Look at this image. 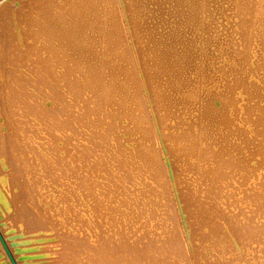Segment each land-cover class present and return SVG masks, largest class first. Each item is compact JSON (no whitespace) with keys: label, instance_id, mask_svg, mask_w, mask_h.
I'll use <instances>...</instances> for the list:
<instances>
[{"label":"rangeland","instance_id":"1","mask_svg":"<svg viewBox=\"0 0 264 264\" xmlns=\"http://www.w3.org/2000/svg\"><path fill=\"white\" fill-rule=\"evenodd\" d=\"M205 1L203 20L188 33L194 36L197 29L199 34L202 30L208 42V73L213 78L210 91L220 99V108L213 114L224 116L223 123L212 121L205 129L210 134L207 146L224 151L220 156L225 161L231 154L235 156L230 152L234 147L246 146L243 139L253 144L244 148L240 161L234 159L229 165L212 164L213 158L200 161L183 153L169 155L165 160L168 173L159 180L153 169L156 166H150L136 151L152 144L154 130L147 110L157 123L156 133L167 142V135L180 123L204 111L207 90L197 91L200 97L191 107L178 104L179 84L160 58L164 43L158 39L167 21L155 11L153 0L95 1L89 14L74 0H56L50 6L0 0V133L10 137L9 154L19 156L18 163L27 171L21 180L39 201L42 220L53 221L48 231L34 237L9 222L14 206L5 175L10 167L2 166L1 160L0 233L16 264L50 263L60 248L54 230L62 231V225L52 220L60 188L52 175L46 176L36 155L48 143L59 151V168L66 173V187L73 193L70 203L77 204L79 219H94V225H100L102 235L110 238L117 250L137 246L139 256L146 255L137 261L128 258L126 264H151V258L160 254L165 264H264V124L260 125L263 118L257 117L261 114L258 99L249 93L251 84L264 87V21L254 24L255 36L244 48L241 77L225 76L231 60L221 54L217 44L233 55L242 49L237 34L238 1ZM45 6L48 15L39 20ZM68 6L77 10L74 17L91 16L83 21L88 24L84 28L87 36L75 40L81 47L91 36L89 52L97 54L95 59L72 54V50L65 57L57 52V44L62 43L54 34L55 40L44 48L48 35L42 30L55 29L60 35L63 27L80 23L81 19L71 15L62 17ZM165 9L170 17L177 14L174 8ZM258 17L264 20V10ZM30 31L35 36H28ZM180 51L177 47L176 53ZM130 58L136 60L146 79L144 90L133 78ZM192 61L199 68L205 66L200 55ZM93 69L100 72L98 85L92 83ZM9 73L18 80L9 79ZM9 92L16 99L14 107ZM26 96L29 107L24 105ZM217 164L220 166L214 172L203 173ZM163 180L165 190L160 186ZM125 209L128 213L122 224L113 226L100 217L105 214L115 219L114 215ZM222 219L227 221L222 233L228 237L209 232ZM66 221L69 230L80 229L69 217ZM250 229L256 232L250 233ZM0 264H12L1 243Z\"/></svg>","mask_w":264,"mask_h":264},{"label":"bare ground","instance_id":"2","mask_svg":"<svg viewBox=\"0 0 264 264\" xmlns=\"http://www.w3.org/2000/svg\"><path fill=\"white\" fill-rule=\"evenodd\" d=\"M95 1L100 0H74V2L80 3L82 9H85L84 12H87L88 14L90 11V9L88 8H91L95 4ZM102 1L113 2L116 0ZM237 1V5L239 8L237 34L238 42L239 45L242 46V49L233 55L228 48L222 49V46L220 45L221 43L217 44L218 50L221 49V54H226L231 60V67L225 73V76H231L232 74L238 76L240 75L242 64L245 59L244 48H246L247 43L251 39H253V37L255 36L254 32L257 29L256 27H254V24L259 21H264L260 20L258 17L260 11L262 12L264 10V0ZM259 1H261V3ZM55 2L56 0H29L30 5L48 4L47 6H50ZM153 2L157 6V10L155 11H158V14H160L161 18L165 20V22L167 21L166 29L164 30V32H162L160 38L158 39L160 42L164 43V48H162L160 52V58L164 61V64L168 66V68H170V71L172 72V78H174L175 81L179 84L180 95L176 98L178 100V104L182 106L181 108L191 107L197 102L200 97L197 91L203 88L205 91L207 90L205 95L206 105L204 111H202L200 114H197V116L188 118L187 121H183L175 128V130H173V132H170L167 135V142H163L160 139L159 135L156 133L157 123L153 118L152 111L147 110L149 119H151V123L153 125L152 129L154 130V133L151 134L152 144L151 146L146 148H143L141 146L137 147V153L140 156L145 157L148 160L150 166H156L153 167V169L156 173V178L159 180H162V178H164L163 174L167 175L168 173V166H166L165 160L169 158V155L174 156L183 153L186 155H192L191 157L195 156V158L200 161L213 158V160L211 161L212 164H215L217 162L218 164L229 165L234 163V159L236 161H240L238 156L242 154L244 148L249 149L248 146L250 144H253L251 140L243 139L244 143H246V146L241 147L237 145L236 147H234V149L230 152H235V156L231 154L230 157L225 161L220 156L222 154L221 152L224 151L217 152L207 146V137H210V134L208 133L207 135L205 129H207V126L212 121L223 123L224 116L220 113H217L215 115L213 114L216 113L220 108L219 106H217V102L219 103L220 99L216 93L210 91V83L213 82V78L210 73H208L210 66V58L207 53L208 42L204 41V34L202 33V30H200L201 33L199 34V29H197V35L194 36H189L188 33L192 28H194V25L197 24L198 26L199 20H203V17L201 15L207 10L206 1L153 0ZM47 6L40 9L41 12H39V20H41V17H43V15H48L47 11L49 10L47 9ZM167 7L176 9L177 14L174 17H170L169 13L165 9ZM76 11L75 9L69 8L68 6L66 8V12L62 13V17L66 19V17L70 18L69 16L71 15L72 19L79 18V16L74 17V15L77 14ZM90 17L81 16L79 18L81 19L80 23H77V25L72 28L63 27L61 29L60 35L56 34L57 32L55 29L46 31L42 30L43 35H48V38L45 41L46 44L44 45V48L46 50L48 49V44L51 41L55 40L54 38H52V36L54 37L55 35V38H57V42L59 41L62 43L61 46H58L57 44V52L63 53L65 57L68 58V56L71 54L69 52L70 50H72V54H76L78 56H85L87 54V56H90V59H95L97 57V54L95 52H89L92 44V41L90 40L91 36L87 37V44H83V46L81 47L77 45V40H75L77 37L87 36V31H84V28L88 24L87 22L85 23L83 21ZM34 34L35 32H28V36L31 37L35 36ZM74 34H76V36H74L73 38L72 35ZM198 40H201L202 42L197 44ZM64 41H67V44H65ZM177 47L181 48V51L178 53H176ZM198 55L201 56L202 62L205 63L204 68H199V66L193 64V56L196 57ZM129 61L131 66L134 67L133 78L137 83H139L142 90L146 89V79L143 76V73L139 70V67L136 66V60L130 58ZM45 71V73L48 72L47 70ZM90 73L91 75L93 73V76H91L92 83L98 85V76L100 73L99 70L93 69V71ZM8 76L9 79H13L14 82L15 79L18 80V77L15 78L10 73L8 74ZM22 77L24 80L25 78L23 75ZM237 78L240 80L239 77ZM45 84H49L48 81H45ZM20 86L23 88L22 85ZM250 87L249 93L251 94V97L258 99V110L261 112V114H258L257 117L259 119L263 118L262 120H260V122H262L260 125H262L264 124V87L258 84H251ZM11 88L13 89V87ZM24 88H28L27 83H24ZM25 94H28L26 90ZM7 96L10 98L9 100L12 104L11 106L14 107V104L17 103L14 95L9 92ZM27 97L28 96L25 97L26 100L24 99V105L29 107ZM28 107L27 109L29 112ZM177 129L180 130L176 131ZM19 130L22 133L24 132V130L22 129ZM9 140L10 137L8 135L6 136V134L0 133V161L2 160V166L5 165L10 167V171L7 172V175L5 176L6 183L8 185L7 187H9L8 191H10L11 203L14 206L13 211L8 216L9 222L12 225L17 226V228L21 229L22 232L33 234L34 237V235L37 233L43 232L45 230L48 231V226H51V224H53V221L51 222V220H42L43 210H41V208L38 206L39 201L30 195V193L28 192V187H26V184L21 180L23 175H26L27 171L25 172L24 168L18 163L19 156H11L9 154V145H11ZM47 146L48 147L43 148L42 151H36V155L40 162V165L47 171L46 176L52 175V180L54 179V183H56L60 188L57 196L55 197L53 205V209H55L56 211V218L54 217L55 219L53 218L52 220H54L56 224L62 225V231H60L59 229L54 230L55 240L57 242L56 244H59L60 248L54 253V259L47 264H126V262L129 261L128 258H133V261H137L146 257V255L139 256L140 254H138L137 252L140 249L137 246H135L134 248H129L128 250H117L116 246L110 240V238H107L106 236L104 237L102 235L99 228L100 225H94V219H91L90 217L85 220L79 219V208L77 207V204L73 205L72 203H70L73 193H71V191L67 189L68 187H66V183L64 181L66 173L62 169V167L59 168V165L62 164V161L58 159V157H60L59 151L57 148L54 149L53 147H50L49 143ZM216 158L219 159L216 160ZM218 164L216 165V167L208 166L207 169L203 171V173L212 171L214 172V170H216L218 166H220ZM53 169L59 170L60 172L54 175V173L52 172ZM198 169L200 170L202 168L198 166ZM164 185L165 181L163 183L160 182V186L165 190L166 185ZM14 187L18 188L17 192L11 191V188ZM170 193L171 196L175 198L174 191L170 190ZM98 207L101 208V204H99ZM99 210L100 209L95 208L94 211L99 212ZM127 213V209L122 210L119 216L113 214L115 219L111 218V220L109 216L105 214L100 215V217L106 218V220L111 225L115 226L126 221ZM68 217L75 222V226H80V229H76L77 231L69 230L68 226L70 225V222L66 221ZM103 222L106 223L105 221ZM202 224L206 225V223L204 222H202ZM225 226H227V221L222 219L219 222L214 223L209 232L214 234L215 236H217L218 234L224 235L222 233V230ZM202 228L203 227H200L199 229L201 230ZM254 232H256V230L250 229V233ZM230 233L233 234L234 232ZM85 235L87 236L85 237ZM228 235L225 232L224 236L228 237ZM91 237H96V239L92 240ZM181 254H184V252L181 251ZM151 264H165L162 254H160L159 256H153L151 258Z\"/></svg>","mask_w":264,"mask_h":264},{"label":"water","instance_id":"3","mask_svg":"<svg viewBox=\"0 0 264 264\" xmlns=\"http://www.w3.org/2000/svg\"><path fill=\"white\" fill-rule=\"evenodd\" d=\"M0 243H1V245L3 246V248H4V250H5L6 254H7V256H8V258H9V260L11 261V263H12V264H16V262H15L13 256H12V254H11V252L9 251L7 245L5 244V241H4V239H3L2 235H1V233H0Z\"/></svg>","mask_w":264,"mask_h":264}]
</instances>
